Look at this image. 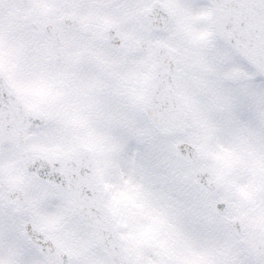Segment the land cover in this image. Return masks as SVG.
Segmentation results:
<instances>
[{
    "label": "snow or ice",
    "instance_id": "obj_1",
    "mask_svg": "<svg viewBox=\"0 0 264 264\" xmlns=\"http://www.w3.org/2000/svg\"><path fill=\"white\" fill-rule=\"evenodd\" d=\"M0 264H264V0H0Z\"/></svg>",
    "mask_w": 264,
    "mask_h": 264
}]
</instances>
